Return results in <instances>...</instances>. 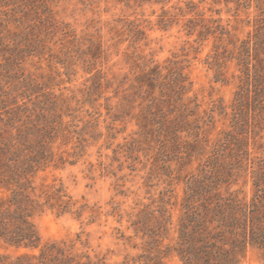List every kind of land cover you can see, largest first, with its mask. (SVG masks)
<instances>
[{"label": "rangeland", "instance_id": "374dc122", "mask_svg": "<svg viewBox=\"0 0 264 264\" xmlns=\"http://www.w3.org/2000/svg\"><path fill=\"white\" fill-rule=\"evenodd\" d=\"M205 6L206 18L216 15ZM213 9L221 10L220 17L231 32L230 39L225 37L221 41L210 36L200 40L197 33L189 36L182 19L163 29L158 5L128 6L119 0H0V100L5 101L3 105L0 103V129L55 127L99 129L104 133L97 143L76 155V135L65 131V136L53 145L55 164L35 176L38 189L47 183L62 182L75 199L80 202L85 199L100 212L93 223L89 212L81 219L71 214L59 216L51 210L35 213L32 221L43 242H66L74 252L88 254L95 263L101 259L106 264H140L136 261H143L139 256L145 250L142 240L134 237L128 222L130 216L135 219L141 209L154 201L153 205H157L163 196L171 197L168 207L173 221H177L186 182L192 173H198L207 154L174 160L166 171L159 159L151 168L154 157L148 160L142 150L127 152V142L137 137L133 133L138 129L135 122L112 121L106 115L105 100L91 102L87 91L98 69L107 77L121 78L127 74L133 79L141 72L140 56L161 65L169 59L177 60L191 82L190 96L199 102L200 116L205 118L211 109L220 106L228 112L225 116L215 112L213 123L205 127L210 150L222 131L233 129L230 106L241 73L232 56L243 40L254 36L264 18V10L257 7L255 0H231L228 4L222 1ZM131 24L144 32L137 45L126 40ZM91 42L101 43L106 52L97 61H93L89 51ZM45 92L56 100L53 109L49 98L43 96ZM97 97L93 95V99ZM117 101L114 99L113 104ZM109 124L118 134L116 140L106 137ZM121 129L126 131L118 133ZM248 133L251 158L264 157V120H251ZM60 156L67 162L60 163ZM229 183L232 190L242 191L241 196H251L248 170H241ZM223 189H227L226 184ZM114 208L123 213L122 223L106 215ZM22 252L26 250L0 246V254H7L9 262H15ZM164 264L181 262L168 257ZM240 264H264V261L260 251L250 248Z\"/></svg>", "mask_w": 264, "mask_h": 264}, {"label": "trees", "instance_id": "16d2710c", "mask_svg": "<svg viewBox=\"0 0 264 264\" xmlns=\"http://www.w3.org/2000/svg\"><path fill=\"white\" fill-rule=\"evenodd\" d=\"M119 1L128 6H160L163 29L174 20L182 19L189 36L197 33L200 40L210 36L221 41L231 38L229 28L220 17L221 10L213 9L222 1L228 4L231 0ZM255 1L257 7L264 10V0ZM205 5L216 15L206 18ZM49 21L53 25V21ZM127 30L126 40L137 45L144 32L132 24ZM253 34L241 42L236 55L232 56L238 61L241 73L230 106L233 129L222 131L210 150L205 127L213 123L215 112L224 116L228 112L220 106L211 109L205 118L200 116V104L196 97L190 96L191 82L177 60L169 59L161 65L140 56L143 58L138 65L141 72L133 79L127 74L121 78L107 77L101 69L94 74L87 91L90 101L103 98L108 118L114 122L134 121L138 126L133 132L137 137L126 144L128 154L142 150L145 157L149 156L148 160L154 157L151 168L161 159L164 171L170 168L168 164L184 156L207 154L198 173H192L186 182L176 222L168 207L171 197L161 196L157 205H153L154 201L141 209L135 219L130 216L128 222L134 237L142 240L145 250V254L139 256L143 261L136 262L164 264L166 258L176 257L181 264H240L250 248L260 251L264 261V157L251 158L248 135L251 120H264V18ZM89 51L93 61L106 54L98 42H91ZM94 94L98 95L96 99H93ZM43 96L49 98L53 109L56 100L48 92ZM114 99H118L115 105ZM4 102L0 100L2 105ZM17 109L21 106L17 105ZM107 128L106 137L116 140L115 129L110 124ZM65 131L76 135V155L97 143L104 134L99 129H0V246L26 250L15 262H9L7 254H0V264H106L101 259L95 263L86 253L74 252L66 242H43L32 221L35 213L46 210L59 216L71 214L78 219L89 212L91 223L100 215L85 199L83 202L75 199L62 182L47 183L41 189L34 183L38 173L55 164L53 145L59 137L65 136ZM125 131L121 129L118 133ZM143 145L146 147H141ZM59 162L64 164L67 159L60 156ZM241 170L250 172V197L231 189L229 181ZM225 184L227 189H223ZM106 215L116 217L119 223L125 218L117 208Z\"/></svg>", "mask_w": 264, "mask_h": 264}]
</instances>
